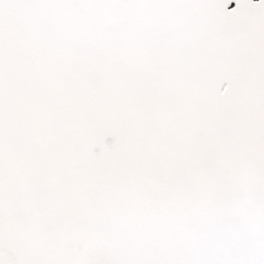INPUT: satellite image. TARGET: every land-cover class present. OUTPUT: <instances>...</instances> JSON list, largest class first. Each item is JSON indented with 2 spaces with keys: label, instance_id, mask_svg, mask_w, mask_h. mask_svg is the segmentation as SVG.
Segmentation results:
<instances>
[{
  "label": "snow or ice",
  "instance_id": "snow-or-ice-1",
  "mask_svg": "<svg viewBox=\"0 0 264 264\" xmlns=\"http://www.w3.org/2000/svg\"><path fill=\"white\" fill-rule=\"evenodd\" d=\"M0 264H264V0H0Z\"/></svg>",
  "mask_w": 264,
  "mask_h": 264
},
{
  "label": "flooded vegetation",
  "instance_id": "flooded-vegetation-1",
  "mask_svg": "<svg viewBox=\"0 0 264 264\" xmlns=\"http://www.w3.org/2000/svg\"><path fill=\"white\" fill-rule=\"evenodd\" d=\"M234 6V5H233Z\"/></svg>",
  "mask_w": 264,
  "mask_h": 264
}]
</instances>
